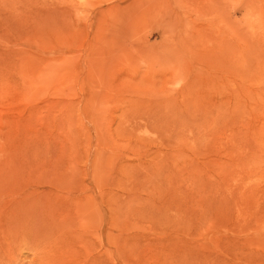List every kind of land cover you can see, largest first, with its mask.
Returning a JSON list of instances; mask_svg holds the SVG:
<instances>
[{
  "label": "rangeland",
  "instance_id": "1",
  "mask_svg": "<svg viewBox=\"0 0 264 264\" xmlns=\"http://www.w3.org/2000/svg\"><path fill=\"white\" fill-rule=\"evenodd\" d=\"M0 264H264V0H0Z\"/></svg>",
  "mask_w": 264,
  "mask_h": 264
},
{
  "label": "bare ground",
  "instance_id": "2",
  "mask_svg": "<svg viewBox=\"0 0 264 264\" xmlns=\"http://www.w3.org/2000/svg\"><path fill=\"white\" fill-rule=\"evenodd\" d=\"M2 201V200H1Z\"/></svg>",
  "mask_w": 264,
  "mask_h": 264
}]
</instances>
